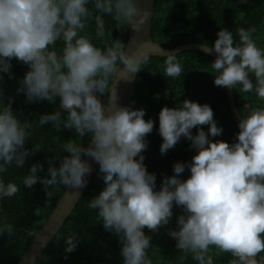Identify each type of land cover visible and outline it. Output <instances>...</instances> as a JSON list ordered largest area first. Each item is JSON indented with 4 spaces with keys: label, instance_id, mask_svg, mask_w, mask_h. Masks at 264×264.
Listing matches in <instances>:
<instances>
[{
    "label": "clouds",
    "instance_id": "obj_1",
    "mask_svg": "<svg viewBox=\"0 0 264 264\" xmlns=\"http://www.w3.org/2000/svg\"><path fill=\"white\" fill-rule=\"evenodd\" d=\"M150 15L138 0H0V74L11 75V61L19 60L29 70L18 92L27 102L55 104L59 98V108L67 114L65 118L54 111L38 122L22 121L11 99L4 103L0 90V172L13 165L22 168L29 155L41 150L39 143L31 150L25 147L31 130L51 124L58 131H74L81 141L87 136V146L68 140L62 147L69 155L58 168L48 167L50 178L39 177L44 165L34 164L23 185L32 188L39 181L49 202L57 186H65L78 199L87 185L85 177L93 171L83 157L98 164L105 187L88 207L105 230L119 238L123 264H153L149 250L154 246L145 228L157 233L169 225L174 205L183 212L177 228L168 232L177 242L175 264H215L225 254L230 257L227 264H264V104L242 116L233 144L209 139L220 136L223 128L208 104L185 99L176 107L165 106L159 113L161 154L182 137L196 154L188 164L176 163L174 175L165 176L159 190L156 175L144 164L142 153L154 121L144 119L145 109L134 110V101L120 105L118 84L132 80L158 49L148 41L129 50L120 39L110 44L103 40L108 34L106 18L122 32L140 33ZM256 32L255 26L238 28L237 42L232 31L223 28L214 44L201 43L200 50L216 54L210 64L215 86L254 92L264 101V48L254 39ZM182 71L176 54H168L165 75L178 78ZM186 168L190 176L182 179ZM19 190L16 183L0 179V199ZM4 233L12 236L13 226L0 227V235ZM78 242V234L66 235L65 252L75 251Z\"/></svg>",
    "mask_w": 264,
    "mask_h": 264
},
{
    "label": "trees",
    "instance_id": "obj_2",
    "mask_svg": "<svg viewBox=\"0 0 264 264\" xmlns=\"http://www.w3.org/2000/svg\"><path fill=\"white\" fill-rule=\"evenodd\" d=\"M257 28L254 34L258 46L264 48V0H155L152 17L151 38L163 48L170 49L185 43L214 44L217 33L227 28L232 31L234 40L238 42L237 29ZM94 29V26H93ZM108 34L103 42L112 43L113 39H120L126 44L128 32L115 28L114 22L106 18ZM94 35V31L92 33ZM97 46H102L100 39L94 38ZM61 45H57L60 47ZM167 56H151L149 63L143 67L134 81L133 93L129 97L128 106L134 101V110L145 109V120H153V131L146 136L147 148L142 153L144 164L149 173L157 177L156 187L160 189L165 176L174 175V165L178 162L188 164L196 154L190 147L191 142L182 137L181 140L161 154L160 147L163 138L159 134V113L165 106L176 107L185 99L199 104H208L214 112L217 126L223 128L220 136L209 139L226 141L230 144L237 142L239 130L232 120L227 102L225 88L214 85L215 72L210 64L214 59L201 51L186 50L176 53L183 71L180 77L172 78L165 75L164 66ZM11 75L0 74V90L3 91V101L11 99L14 114L22 121L33 122L44 114L60 111L66 118V113L59 108V98L55 104L48 101L27 102L26 95L18 92L20 81L29 67L19 60L11 61ZM170 94L165 97V91ZM235 104L240 117L246 116L252 108L264 104L258 100L255 93L241 94L239 89H233ZM106 101V97H102ZM207 132L209 126H203ZM32 131V139L25 147L31 150L35 143L41 145V150L26 158L25 165L17 168L15 165L6 172H0V179L5 183L13 182L19 187V192L11 197L0 199V227L11 224L14 234L0 235V264H17L35 233L51 214L54 206L65 190V186L55 188V196H46L44 186L38 181L32 188L23 185V178L29 173L34 164H43L44 170L37 173L39 177L50 178L48 167H59L60 160L69 153L63 151V145L70 139L87 146V136L83 141L77 138L74 131L68 129L56 130L51 124ZM193 135L198 132L192 130ZM138 159V157H137ZM50 161V163H49ZM190 176L188 168L181 174L182 179ZM105 187L99 175V166L79 199L75 208L65 220L51 243L38 257L34 264H123L121 256L122 245L119 238L112 232L106 231L94 210L89 209V201L97 196ZM183 214L182 209L173 207V217L169 225L161 227L157 233L145 228L146 235L151 236L154 246L150 249L153 264H175L178 250L176 240L168 235L169 229L177 228V217ZM68 234H78V244L72 253L65 252V237ZM230 257L224 255L215 259V264H227ZM188 264H194L189 260Z\"/></svg>",
    "mask_w": 264,
    "mask_h": 264
},
{
    "label": "water",
    "instance_id": "obj_3",
    "mask_svg": "<svg viewBox=\"0 0 264 264\" xmlns=\"http://www.w3.org/2000/svg\"><path fill=\"white\" fill-rule=\"evenodd\" d=\"M141 7L148 9L151 12L148 22L144 26V30L140 33H136L135 31H129L126 45H130L129 50H134V48L142 41L151 42L155 47H157L158 51L154 53L152 56H162L165 57L168 54H176L186 50H200L201 43H185L178 46H175L170 49L163 48L157 42L153 41L151 38V27H152V17H153V9L155 5V0H138ZM203 52V51H201ZM205 53V52H204ZM207 54V53H206ZM209 55V54H208ZM214 60L216 58V54L213 53L210 55ZM138 74V73H137ZM137 74L132 78L130 81H120L118 84V91L120 96V105L121 106H128L129 97L133 93L134 81ZM227 102L229 106V111L232 117L233 122L235 123L237 129L238 124L240 122V115L238 113L235 99L233 95V89L225 88ZM85 160H89L92 164L93 171L90 175L86 176L87 185L83 189L80 190V196L78 199L74 198L71 194V190L65 188L63 194L61 195L60 199L54 206L51 214L48 218L44 221L40 229L35 233L34 238L30 245L28 246L27 250L17 262V264H34L38 257L43 253V251L47 248V246L51 243L53 238L56 236L58 231L60 230L61 226L68 218L72 210L75 208L76 204L78 203L79 199L83 195L84 191L86 190L87 186L91 182L97 168L98 164L94 161H91L88 157H83Z\"/></svg>",
    "mask_w": 264,
    "mask_h": 264
}]
</instances>
